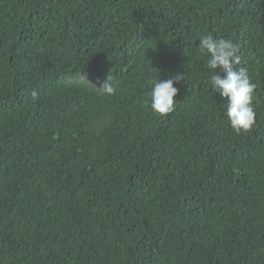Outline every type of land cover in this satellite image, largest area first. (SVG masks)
Masks as SVG:
<instances>
[{
    "label": "trees",
    "instance_id": "16d2710c",
    "mask_svg": "<svg viewBox=\"0 0 264 264\" xmlns=\"http://www.w3.org/2000/svg\"><path fill=\"white\" fill-rule=\"evenodd\" d=\"M208 34L256 85L250 131ZM0 264H264V0H0Z\"/></svg>",
    "mask_w": 264,
    "mask_h": 264
},
{
    "label": "clouds",
    "instance_id": "9594fccd",
    "mask_svg": "<svg viewBox=\"0 0 264 264\" xmlns=\"http://www.w3.org/2000/svg\"><path fill=\"white\" fill-rule=\"evenodd\" d=\"M199 48L208 54L206 67L213 72L210 77L215 93L226 98V116L236 132L250 131L256 123V111L253 107L256 85L251 82L246 67L241 64L239 46L231 39L202 35ZM183 74H177L166 80L154 78L149 93L150 107L154 113L165 116L175 109L179 89L174 86L181 81ZM101 94H116V86L111 75L97 87Z\"/></svg>",
    "mask_w": 264,
    "mask_h": 264
}]
</instances>
